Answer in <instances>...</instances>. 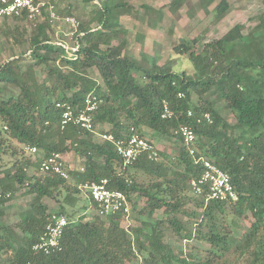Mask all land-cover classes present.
<instances>
[{"label":"trees","instance_id":"obj_1","mask_svg":"<svg viewBox=\"0 0 264 264\" xmlns=\"http://www.w3.org/2000/svg\"><path fill=\"white\" fill-rule=\"evenodd\" d=\"M186 1L175 0L170 7ZM214 2L201 0L205 10ZM128 8L131 5L123 0H106L98 9L100 28L79 25L72 52L51 38L53 23L48 13L28 36L20 26L10 31L14 42L28 46L30 54L0 62V122L8 125L0 134V218L4 206L22 189L27 188L33 198L30 211L18 222L0 221V264H264V10L248 34L238 23L204 43L202 49L185 41L177 45L176 53L186 54L196 69V76H188L175 71L174 59L160 64L154 56L151 65L145 66L144 59L134 60L124 53V38L114 43L121 35L120 17ZM229 10L228 0H220L213 8L215 21ZM13 18L37 21L40 17ZM27 58L31 61L24 69ZM38 67L46 80L38 77ZM92 68L98 70L101 82L90 74ZM136 72L144 74L143 83ZM193 93L199 102L193 103ZM214 93L233 111L235 123L228 122L216 101L208 97ZM88 95L98 99L94 131L73 123L62 128L63 109L57 103L79 109ZM164 102L174 110L170 118H162ZM206 113L211 121L204 117ZM104 124H111V129L102 130ZM184 124L197 135L196 157L209 158L231 176L238 201H207L206 193L195 194L190 180L200 176L204 166L176 133ZM141 125L175 137L181 145L179 156L157 148V158L144 152L133 164L125 165L112 141L96 139L98 132L125 138L132 134V127L144 136ZM29 146L38 152H27ZM70 151L84 162V171L69 169L64 162L73 184L60 174L29 173L31 168L40 171L41 162L52 153ZM101 179H108L110 187L129 197L134 193L144 197L140 213L150 220L127 228L123 213L107 219L95 214L88 219V212L97 205L86 192L80 205L81 185ZM46 197L61 202L58 214L70 221L61 249L49 254L33 249L51 215ZM159 209L165 219L153 218ZM248 213L253 217L251 225L240 237H231L227 217ZM145 226L152 231L147 233ZM18 229L22 232L19 240ZM167 231L179 240L197 238L212 244L214 257L186 254L183 246L166 242Z\"/></svg>","mask_w":264,"mask_h":264},{"label":"rangeland","instance_id":"obj_2","mask_svg":"<svg viewBox=\"0 0 264 264\" xmlns=\"http://www.w3.org/2000/svg\"><path fill=\"white\" fill-rule=\"evenodd\" d=\"M55 5L56 17L51 20V38L56 42H65L69 47H75L77 39L75 37L76 31L79 29L73 27L66 21V17H74L79 25L88 26L90 28H100V14L98 9L106 0H50ZM131 5L128 12H123L120 17L121 35L114 40L117 44L121 39L127 41L124 53L134 60L141 61L144 59L145 66L151 65V59L158 56L159 63L163 64L167 60H175V71L185 72L188 76H196V69L186 54L176 53L175 47L182 41L193 44L197 49H202L203 44L215 38L223 36L231 27L240 23L243 25V32L248 34L258 23V15L264 10V0H228L230 10L226 16L220 20L215 21L213 8L220 2H215L209 5L208 9L201 4V0H187L179 7H170L175 0H123ZM145 5V6H144ZM147 6L152 7L153 10H147ZM46 13V11L44 12ZM160 16V19H158ZM46 14L37 19V21H28L26 19L3 18L0 19V62L3 63L12 57L30 54L29 47L25 45H18L14 42L10 31L14 27L20 26V29H26L27 35L30 34L35 24L41 23L45 20ZM126 31V32H125ZM199 39L198 42H193V39ZM147 59V60H146ZM31 59L24 60L23 67L30 63ZM90 74L99 82L102 81L100 74L96 68L89 70ZM37 75L41 80H46V73L38 67ZM144 74L136 72L138 81L143 83ZM12 88L18 90L17 86L11 85ZM7 94V93H6ZM208 97L216 101V107L220 110L221 115L231 124L236 122V117L233 111L220 98L218 93L210 94ZM193 103L199 102V96L196 93L192 95ZM111 124L101 125L102 130L111 129ZM140 130L144 136L153 141L157 148L164 150L171 156H179V141L172 136H166L155 133L153 129L146 125H141ZM99 133V132H98ZM96 134L98 141H103L99 134ZM13 143L20 147L18 141L13 140ZM36 155V154H35ZM65 161L68 162V168L77 171L83 165V158L76 152L70 151L64 154ZM35 168H31L29 173H38ZM41 174V173H40ZM69 182L73 184L74 177H69ZM27 188L22 189L12 197L4 206L5 214L0 218V221L5 224H12L18 222L21 217L27 214L31 209L32 194L26 192ZM80 196V195H79ZM82 204L86 193L82 190L81 194ZM145 198L134 193L130 197L132 204V213L130 223H125L128 226L142 225L143 221L150 220L147 215H142L140 209L145 205ZM45 202L48 204L50 214L59 212V205L61 202L46 197ZM63 203V201H62ZM96 213L95 210L88 212V219L92 218ZM183 217V216H182ZM154 219H165L166 215L163 209L157 210ZM183 219H188L187 216ZM226 221L231 237H240L244 231L251 225L253 217L251 213L245 216L238 217L231 214ZM127 226V227H128ZM147 233L152 230L150 227H144ZM22 235L21 230H17L16 238L19 240ZM166 242L175 247L183 246L186 254L198 253L202 258L214 257L212 244L199 240L197 238L187 241L179 240L174 233L167 231ZM221 247L229 248V245L218 241ZM216 245L217 247H220ZM140 262V259L136 260Z\"/></svg>","mask_w":264,"mask_h":264},{"label":"built area","instance_id":"obj_3","mask_svg":"<svg viewBox=\"0 0 264 264\" xmlns=\"http://www.w3.org/2000/svg\"><path fill=\"white\" fill-rule=\"evenodd\" d=\"M45 11L50 15V20L56 17L55 6L50 0H0V17L2 18L23 17L24 14L30 18L43 17ZM66 21L75 28L79 26V22L74 17H66ZM58 44L63 45L70 52L76 50V47H69L65 42H58ZM180 96H184V93L181 92ZM97 105L98 99L94 95H88L84 106L79 109L74 108L69 103L58 102L57 106L63 109L61 127L65 128L68 124L73 123L94 131L93 112ZM188 114L191 116L192 110H189ZM173 115L174 110L168 102H164L162 118H170ZM204 117L209 121L212 120L209 113H206ZM7 129L8 125L0 122V134ZM131 130V135L120 139H116L112 134L102 133L99 136L103 140L114 143L115 149L123 158L125 165L133 164L144 152L149 154L152 159L157 158L158 150L154 142L140 135L134 127ZM176 133L180 135L190 153L195 156L196 161L201 162L204 166V172L190 180V185L195 194L206 193L207 201L211 199L228 202L238 201L239 196L231 176L209 158L205 156L196 157L197 135L195 131L189 125L184 124L176 130ZM26 150L32 154L38 152L37 147L34 146L26 147ZM64 162L62 153H52L41 162L40 173L42 175L60 174L69 178L70 175L66 171ZM78 170L84 171V166L79 167ZM81 188L97 205L95 211L103 219H107L116 213H123V225L128 226L125 223H130L132 204L130 197L125 192L110 187L108 179L87 182L82 184ZM69 223L67 216L58 213L51 214L43 234L34 244L33 249L45 254L61 249L64 231Z\"/></svg>","mask_w":264,"mask_h":264}]
</instances>
